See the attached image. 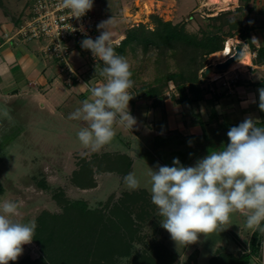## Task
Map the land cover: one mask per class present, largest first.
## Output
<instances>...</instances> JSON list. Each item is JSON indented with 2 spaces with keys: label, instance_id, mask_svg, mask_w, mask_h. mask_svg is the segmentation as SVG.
<instances>
[{
  "label": "rangeland",
  "instance_id": "obj_1",
  "mask_svg": "<svg viewBox=\"0 0 264 264\" xmlns=\"http://www.w3.org/2000/svg\"><path fill=\"white\" fill-rule=\"evenodd\" d=\"M32 1L0 0V20L3 18L9 24L10 21L12 23L19 21L10 33L12 41H20L23 44L33 42L31 44L33 47L38 48V45H41L44 50L50 44L48 39L25 41L18 36L20 24ZM249 2L250 0H239L237 4V0L236 2L232 0L233 4L230 3V6L227 2V9H217L218 5L210 0L93 1V10L99 23L112 18L113 23L109 26L111 44L118 54L127 58L131 66L134 86L129 92L132 96L139 97L135 104L139 120H144L147 114L148 117L152 115L155 121L160 120L159 112L147 113V108L148 110L152 108V100L140 97L142 92L163 84V98L174 100L180 96L173 81H165V77L168 74L179 73L184 64L182 54H176L175 50L171 49L162 53L157 46H150L146 51L141 44H127L121 52V44L128 30L140 24L154 30L157 24L152 15H155L164 22L186 24L188 33L192 34L200 35L201 31L213 32L223 38L225 36L226 42L229 39L228 34H232V39L236 40L233 45L236 47L239 44L243 47L248 43L241 40L240 34L246 33L245 26H253L252 16L245 10L250 8ZM211 13L212 17H220L221 13L225 15H222L221 20L209 21ZM21 43L19 46H23ZM68 45L67 60L60 61L45 54L48 67L56 63L48 75L54 74L53 78L59 86L56 96L52 94L55 96L52 108L40 105L41 95L45 94L42 86L32 83L31 87H28L29 91H23L17 86L19 96H9L11 94L5 95L1 89L8 90L11 79L0 78L2 87L0 110L9 109L11 116L9 120L0 115V202L3 200L21 202L20 215L15 217L21 222L35 220L37 223L44 212L50 215H60L68 212L67 209L73 212L74 208L69 206L73 204L76 208L85 206V211L101 210L103 222L108 223L115 218L111 215L114 204L122 206L121 202L124 201L129 206V212L134 220L133 228L137 229V235L131 242L133 255L135 252H144L146 255L161 253L163 244L169 249L172 259L170 264H209L210 258L219 250L236 255L250 252V238L257 228H248L245 215L238 211L230 215L229 223L224 225L226 229L223 231L210 233L207 237L199 234L197 243L177 248L170 234L161 227V218L157 215L156 206L151 203L150 185H147L148 178L145 175L148 167L155 170L157 164L172 166L174 158H178L185 167L194 166L197 160L208 155L209 151L220 149L219 143L224 142L226 145L229 142L228 131L223 130L221 125L215 127L211 123L208 129L204 125L210 132L206 135L208 140L200 134L195 136L193 143L184 145L179 143L176 137H153L149 140L147 148L148 137L154 134L148 133L149 123L144 125L137 121L131 131L123 126L114 125L115 138L101 150L92 152L84 149L77 138L81 122L70 120L68 116L80 106L82 100L89 98L90 88L105 83V78L99 75L103 62L94 58L91 51L86 52L81 48L77 41H70ZM213 61L216 60L212 54L208 55L205 68L198 73V85L204 90V99L218 92L227 97L231 90L235 91L239 86H249L239 69L231 70L230 67L224 71L228 74L214 80L213 73H218L212 65ZM258 61L259 59H256L254 64L256 65ZM207 67L211 68V72L204 74L203 71ZM235 72L239 73L240 77L237 73L235 75ZM189 85L186 84V93L191 97ZM258 87L260 89L264 85ZM258 89L255 91L258 92ZM174 106L180 110V106L176 104ZM131 108L129 103L130 111ZM205 108L210 110L211 106L205 103H201L200 106L186 105L183 114L187 115L189 120H194L193 117L206 120ZM131 115L133 116V113ZM204 140L206 142H203ZM196 145L206 146L197 148ZM126 154L133 161L129 172L135 173L141 181V187L134 191L129 190L123 182V177L128 174H125L127 159L122 156ZM137 194L139 200L127 199V195L137 198L135 197ZM137 214H143V219L138 221ZM261 224V229H264V222ZM101 227L102 225L96 226V231L89 239L92 246L103 230ZM259 234V252L252 256V264H264V231L261 230ZM43 254L41 245L33 239L30 244L23 246V254L16 261L9 263L19 264L27 259L32 262L42 261ZM117 261L118 264H126L130 259ZM101 264L113 263L104 257Z\"/></svg>",
  "mask_w": 264,
  "mask_h": 264
},
{
  "label": "clouds",
  "instance_id": "obj_2",
  "mask_svg": "<svg viewBox=\"0 0 264 264\" xmlns=\"http://www.w3.org/2000/svg\"><path fill=\"white\" fill-rule=\"evenodd\" d=\"M62 6L79 19L93 8V0H63ZM112 23V18L101 21L97 25L99 36L92 39L85 33L80 42L81 48L103 62L99 75L105 83L90 88L89 98L68 116L81 122L77 138L84 149L92 152L113 141L114 125L131 131L137 124L129 110L133 73L127 58L111 44ZM252 41L258 42L255 37ZM258 92V106L264 111V87ZM0 115L11 120L7 108L0 110ZM257 122L249 116L231 127L227 132L229 142L209 151L194 166L185 167L174 158L172 166L157 164L155 170L148 167L145 175L151 203L157 208L161 227L177 248L197 243L199 234L207 237L223 231L230 215L237 211L245 215L248 228H258L264 222V126ZM123 182L129 190L141 187L133 172L125 175ZM20 204L12 200L0 202V264L16 261L23 254V246L30 244L36 234L35 220L15 219L20 215Z\"/></svg>",
  "mask_w": 264,
  "mask_h": 264
},
{
  "label": "trees",
  "instance_id": "obj_3",
  "mask_svg": "<svg viewBox=\"0 0 264 264\" xmlns=\"http://www.w3.org/2000/svg\"><path fill=\"white\" fill-rule=\"evenodd\" d=\"M222 15L225 14L221 13L220 17H210L208 20H221ZM152 17L155 19L157 27L154 30H149L144 24L133 26L128 30L120 51H123L124 45L141 44L146 51L150 46H157L162 50V53L171 49L175 50L176 54H182L184 65L181 67V71L168 74L165 81H173L177 87L180 96L173 100L177 104L181 106H200L201 103H205L211 106L208 122L198 119L203 127L209 125L211 123L209 121L214 120L217 116L214 106L223 95L218 92L211 94L210 98L204 99V90L198 85V73L205 68L208 55L223 49L226 42L225 36L223 38L213 32L205 31H201L200 35L188 33L186 24H173L164 22L155 15H152ZM253 28V26H245L246 33L240 34L241 40L250 44L251 47H254L251 41ZM228 36L233 38L232 34H228ZM258 56L259 62L264 64V47L258 49ZM203 73L206 74L205 71ZM186 84H190L188 90L192 92L191 97L187 96ZM163 86V84H160L151 87L142 92L140 97L144 99L147 97V99L152 100V107L157 108L165 99L163 98ZM138 100L139 97L133 96L129 101L132 109ZM259 125L264 126V122ZM206 135L207 133L204 132L202 137L208 140ZM180 137L187 144L193 143L195 139V136ZM205 140L203 142H206ZM122 156L127 159L128 166L125 170V174H127L133 161L127 154ZM112 163L114 164V162ZM135 197L137 198L127 195V199L130 201H136L140 198L138 194ZM121 203L122 206L115 203L113 209L111 208V215L115 218L108 223L103 222L101 210L98 212L85 211V206L76 208L75 205L70 204L69 206L74 208L72 209L73 212L67 209L69 213L66 211L60 215H50L44 212L37 220V229L34 236V240L41 245L44 253L42 261L32 262L27 259L19 264H101V259L104 257H107L113 264H118L119 261L117 260L120 259H130L126 264H170L172 259H170L169 249L163 244H161L163 249L161 253L146 255L144 252H135L133 255L131 242L134 240L133 237L137 235V229L133 228L134 220L129 212V206L124 201ZM73 215L78 216V218L76 219ZM139 219H143V214H137V220L140 221ZM101 225L103 230L92 246L89 239H91L92 233L96 231L95 227ZM261 227L262 224L252 233L249 242L250 252L236 255L219 250L210 258L209 264H252V256L257 255L259 252ZM154 247L158 249L157 246Z\"/></svg>",
  "mask_w": 264,
  "mask_h": 264
},
{
  "label": "crops",
  "instance_id": "obj_4",
  "mask_svg": "<svg viewBox=\"0 0 264 264\" xmlns=\"http://www.w3.org/2000/svg\"><path fill=\"white\" fill-rule=\"evenodd\" d=\"M238 2L239 0H237V4ZM249 6L250 8L245 10L247 13L249 12L251 14L253 20L252 24L254 28L251 41L253 37H255L258 42L252 41L254 47H251L250 44L244 45L243 47H246L247 50L250 51V55L253 51L257 52L256 59L258 60V49L264 47V0H250ZM5 21L6 20L3 18L0 20V78L4 77V79L8 80L10 78L11 81L8 90H5L4 88L1 89L3 94H11L9 96L18 97L17 86L24 91L28 90V87H31L32 83H36V85L38 84L42 86L43 91H45V94L42 93L41 95L42 103H40V105H43L44 108H47L48 106L52 108L51 104L55 101L54 98L59 86H57L53 78L54 74L49 76L48 72L53 70L56 63L50 67L47 66L46 57L42 51L41 45H38L37 48L31 45L33 42L23 44L20 41H12V39H10V33L13 28H16V23L19 21H16L15 23L10 21V24ZM20 43L23 46H19ZM256 59L251 55V64L244 67L243 71L242 68H238L241 72V76L247 81L249 86H239L235 91L231 90V94H227V97L223 96L214 106L217 116L211 121V123L215 125V127L221 125L223 130L228 131L231 127L243 122V120L249 116L258 120V126L264 122V111H260L259 109V94L255 91V89L257 90L259 88V85H264V64H261L258 61L255 65L254 61ZM17 71L19 74H17ZM223 73L228 74L225 72ZM236 73L237 72H235V75ZM237 74L240 77L239 73ZM47 85L50 87H47ZM0 88H2L1 85ZM47 88L49 91H47ZM52 94H55V96ZM174 104L178 107L180 106L179 111L175 108ZM185 107L186 106L177 104L170 98H165L157 108L152 107L150 110L147 108V113L152 111L155 113L159 112V122L155 121L152 115H149L148 117V114L145 116L144 120H139L137 117L139 112L136 113V106L133 108L135 110L131 108L130 112L133 113L136 120L142 122L144 125L149 123L147 125L149 128L148 133L150 132L151 134H154L148 137L146 142L147 148L149 147V140L153 137H176L179 139V143L185 145L187 144L186 141L180 136L190 137L200 134L202 135L204 132L210 134L208 130L201 126L198 119L193 117L194 120H189L188 117H186L187 115L183 114ZM201 110L204 109L201 108ZM205 110L207 117L206 120H202L207 122L211 111L209 108H205ZM178 112L180 114H178ZM206 127L208 129L209 125ZM210 128L212 129V127ZM222 146H225L224 142L219 143V147Z\"/></svg>",
  "mask_w": 264,
  "mask_h": 264
},
{
  "label": "built area",
  "instance_id": "obj_5",
  "mask_svg": "<svg viewBox=\"0 0 264 264\" xmlns=\"http://www.w3.org/2000/svg\"><path fill=\"white\" fill-rule=\"evenodd\" d=\"M62 3L63 0H33L18 31V36L25 41L48 39L50 44L47 45L46 49L42 50L43 53L56 57L60 61H63V59L67 60L69 53L68 42L77 41L79 45L85 38V33L92 39H95L99 34L97 30L99 21L93 8L85 16L78 19L72 16L71 11L64 8ZM230 3H232V0L228 2V6L231 5ZM209 16L212 17V13ZM85 50L86 52L90 51ZM246 51H248L246 47H241L239 59L243 57ZM234 53L235 46L233 45L230 54L222 60L213 61L212 65L215 67L217 63L224 62ZM251 55L256 58L257 52L253 51ZM218 74L220 78L226 75L219 72Z\"/></svg>",
  "mask_w": 264,
  "mask_h": 264
},
{
  "label": "bare ground",
  "instance_id": "obj_6",
  "mask_svg": "<svg viewBox=\"0 0 264 264\" xmlns=\"http://www.w3.org/2000/svg\"><path fill=\"white\" fill-rule=\"evenodd\" d=\"M229 1L230 0H210V2L216 3L218 5L217 9H219V8L227 9L226 6H227V2H229ZM235 42H236L235 40H233L232 38H229L227 40V42H225L223 49L221 51L213 53L212 57H214L215 60H222L223 58H225V56H227L228 54H230L232 52V46H233V43H235ZM249 64H251V55H250L249 51H246L242 58H240L239 60H237L235 63H233L230 66V69L234 70V69H238V68H244ZM212 78L214 80H217L220 78V76H219V74L215 73L212 75Z\"/></svg>",
  "mask_w": 264,
  "mask_h": 264
},
{
  "label": "water",
  "instance_id": "obj_7",
  "mask_svg": "<svg viewBox=\"0 0 264 264\" xmlns=\"http://www.w3.org/2000/svg\"><path fill=\"white\" fill-rule=\"evenodd\" d=\"M240 54H241V47L239 45H237L235 47V53L230 56L229 58H227L224 62H220V63H217L215 65V70L217 72H224L225 70H227L233 63H235L239 57H240ZM211 72V68L210 67H207L206 70H205V73L206 74H209ZM206 145H196L195 147L197 148H201V147H205Z\"/></svg>",
  "mask_w": 264,
  "mask_h": 264
}]
</instances>
